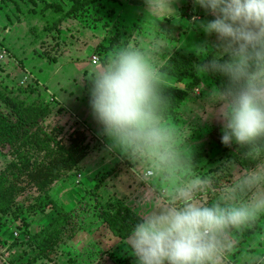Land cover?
I'll return each instance as SVG.
<instances>
[{
	"label": "rangeland",
	"instance_id": "obj_1",
	"mask_svg": "<svg viewBox=\"0 0 264 264\" xmlns=\"http://www.w3.org/2000/svg\"><path fill=\"white\" fill-rule=\"evenodd\" d=\"M142 3V0H0V109L16 117L18 110L24 108H48L51 116L46 117L44 126L60 132L65 145L76 149L77 163L54 183L48 199L42 196L36 200L39 191L31 182H25L26 193L19 199L22 206L25 203L24 211L10 216L0 214V264H135V258L125 247L126 240L112 234L115 207L126 204L141 217L150 210L141 206V202L167 195L170 188L164 180L159 181L158 188L138 181L126 159L106 150L107 140L98 135V125L90 114L87 77L117 48L128 44L150 47L155 43L142 45L136 33L140 26L129 23L143 22ZM177 7L183 20L191 21L193 16L201 20L210 18L202 10L193 11L191 0H180ZM131 17L135 20H130ZM169 22H175L174 18L161 21L160 28L167 30ZM16 25L20 26L14 31ZM180 25L182 28L176 23L170 31L177 43L167 47L156 43V61L161 68L181 46L190 59L200 62L191 49L210 38L197 29ZM184 30L189 37L178 41ZM199 77V87L186 89L194 99L185 105L184 114L165 124L175 130L179 146L190 154L191 171L202 174L203 165L218 158L217 167L206 175L224 182L227 177L218 166L231 159L236 149L220 142L217 121H201L197 117L203 91L212 86ZM187 84L180 87L185 89ZM7 151L0 150V172L10 161L5 156ZM196 154L206 157L199 161L194 157ZM203 199L211 201L207 195ZM62 211L77 212L84 230L66 236L54 249L44 252H50L49 255H42L38 245L41 238L32 240L31 236L46 230ZM16 216L20 218L16 220ZM23 223L28 225L20 231ZM59 228L52 230L50 236L56 235ZM263 229L264 215H261L233 230L229 236L232 249L222 264H232L242 240ZM257 236L260 239L261 235Z\"/></svg>",
	"mask_w": 264,
	"mask_h": 264
},
{
	"label": "clouds",
	"instance_id": "obj_2",
	"mask_svg": "<svg viewBox=\"0 0 264 264\" xmlns=\"http://www.w3.org/2000/svg\"><path fill=\"white\" fill-rule=\"evenodd\" d=\"M179 3L143 0V22L160 29L174 18L210 38L191 49L200 60L193 69L220 83L203 91L197 117L217 121L220 142L236 151L218 166L224 182L191 171L190 154L164 122L171 101L158 44L124 45L93 69L88 104L106 150L126 159L138 181L170 188L141 202L150 210L125 241L135 264H222L231 232L264 215V0H191L193 11L210 17L191 21L181 18Z\"/></svg>",
	"mask_w": 264,
	"mask_h": 264
},
{
	"label": "trees",
	"instance_id": "obj_3",
	"mask_svg": "<svg viewBox=\"0 0 264 264\" xmlns=\"http://www.w3.org/2000/svg\"><path fill=\"white\" fill-rule=\"evenodd\" d=\"M196 63L199 62H194L184 54L176 52L162 66L161 70L167 77L175 79L177 84L176 86L166 84L165 94L170 97L171 102L165 113V123L181 113L180 110L190 93L186 89L193 90L199 87L200 77L193 69ZM209 80L212 85L220 83L215 77H210ZM185 82L189 84L185 85V89L181 88L180 85ZM40 109L43 110L40 111ZM18 111V115L13 117L0 109V150L8 149L5 156L10 160L0 172V214L4 216L13 215L16 211H24L25 203L23 202L22 206L19 199L21 200L26 193L27 187L23 186L25 182H31L39 191V197L36 200H41L42 196L48 199L49 191L54 183L60 180L67 170L75 167L74 164H77L76 149L71 150L65 145L60 139V132L49 130L44 126L46 117L51 116L48 108L39 106ZM194 157L202 161L206 156L196 154ZM217 159L214 158L203 165L204 169L201 173L206 175L215 169L219 164ZM207 196L212 199L211 195ZM51 201H54V198ZM63 212L46 230H42L41 234L31 236L32 240L41 238L38 242L42 251L40 254L49 255L50 252L48 254L44 252L54 249L66 236H73L84 230L82 222L79 221L81 217L77 212L66 214ZM139 217L126 204L117 205L111 227L113 236L125 241L131 227ZM15 218L18 220L17 218L20 217ZM24 221L26 220L23 218ZM24 223L23 227L19 228L20 231L27 227L28 224ZM57 227H61L59 232L50 236L52 230H56Z\"/></svg>",
	"mask_w": 264,
	"mask_h": 264
},
{
	"label": "crops",
	"instance_id": "obj_4",
	"mask_svg": "<svg viewBox=\"0 0 264 264\" xmlns=\"http://www.w3.org/2000/svg\"><path fill=\"white\" fill-rule=\"evenodd\" d=\"M137 1H140V0H137ZM128 3H130V2L128 1ZM129 19L132 21L135 20L134 17H131ZM129 23H132V25L138 24L140 26V30L136 33L139 34L138 41L142 45H146V44H150L151 42H153V43L155 42L158 44L159 43L163 44L167 47V46H171L172 43L176 42V41L174 42V38H176L174 36V34L173 33L170 34V31L172 30L171 28L174 27L176 22H169V25H168L169 27L167 28V30L165 29V31H164V28L155 29V28H152L149 25L145 24L144 22H129ZM18 26H20V25H16V27H14L13 30L16 31ZM179 26H180V28H182V26L180 24H179ZM185 32H186V30H184V34H182L180 36L178 41H180V39H181V42H182V39H187L189 37L190 34H185ZM165 35H170V37L168 38ZM141 47H144V46H141ZM182 48H184V47L181 46L178 50L175 51V53L180 52V53L184 54L185 56L189 57L188 55H186L183 52ZM156 58H157V56H156ZM166 81H167L166 84H169L172 86L177 85L175 82V79H173L171 77L166 76ZM189 92H190L189 97L186 100V102L184 103V105L182 106V109L180 110V112L182 114H184L185 105H187L188 103H190L194 99L191 91H189ZM257 235H261V237H264V229H263V231L256 232L255 234H252L249 237H245L244 240H242L241 246L238 248V250L236 252L237 253L236 258H233L234 261L232 264H264V245H263L264 243H260L262 240H264V238L262 239L261 237H259L260 239H257L258 238ZM261 245H263V246H261ZM250 251H252V252H250Z\"/></svg>",
	"mask_w": 264,
	"mask_h": 264
},
{
	"label": "built area",
	"instance_id": "obj_5",
	"mask_svg": "<svg viewBox=\"0 0 264 264\" xmlns=\"http://www.w3.org/2000/svg\"><path fill=\"white\" fill-rule=\"evenodd\" d=\"M93 63H94V65H96L98 63V59L95 58Z\"/></svg>",
	"mask_w": 264,
	"mask_h": 264
}]
</instances>
